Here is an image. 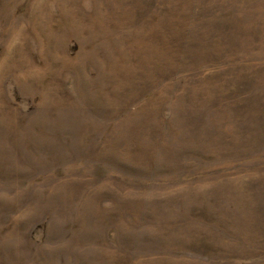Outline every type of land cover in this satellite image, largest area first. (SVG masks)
<instances>
[{
  "label": "rangeland",
  "instance_id": "rangeland-1",
  "mask_svg": "<svg viewBox=\"0 0 264 264\" xmlns=\"http://www.w3.org/2000/svg\"><path fill=\"white\" fill-rule=\"evenodd\" d=\"M0 264H264V0H0Z\"/></svg>",
  "mask_w": 264,
  "mask_h": 264
}]
</instances>
